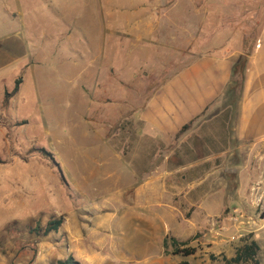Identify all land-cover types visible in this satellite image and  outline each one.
I'll list each match as a JSON object with an SVG mask.
<instances>
[{
  "label": "rangeland",
  "instance_id": "rangeland-1",
  "mask_svg": "<svg viewBox=\"0 0 264 264\" xmlns=\"http://www.w3.org/2000/svg\"><path fill=\"white\" fill-rule=\"evenodd\" d=\"M263 26L264 0H0V264H226L249 235L264 264L258 161L216 157L237 98L170 142L138 119ZM166 238L195 255L165 254Z\"/></svg>",
  "mask_w": 264,
  "mask_h": 264
},
{
  "label": "crops",
  "instance_id": "crops-1",
  "mask_svg": "<svg viewBox=\"0 0 264 264\" xmlns=\"http://www.w3.org/2000/svg\"><path fill=\"white\" fill-rule=\"evenodd\" d=\"M236 59V53L231 51L205 54L168 80L138 115L144 133L170 142L181 134L183 127L191 128L212 108L225 104L233 96ZM231 107L237 114L232 117V128H228L223 154L216 157L230 158L232 149L241 150L244 155L249 151L248 157L258 161V203L264 208V26L246 66L237 105L230 102L228 108Z\"/></svg>",
  "mask_w": 264,
  "mask_h": 264
},
{
  "label": "trees",
  "instance_id": "trees-1",
  "mask_svg": "<svg viewBox=\"0 0 264 264\" xmlns=\"http://www.w3.org/2000/svg\"><path fill=\"white\" fill-rule=\"evenodd\" d=\"M257 42H258V38H256L254 41L245 39L243 42L242 55L234 63L231 94L233 95V97H236L237 99L240 96L241 90L243 88L246 66L255 50ZM21 83L22 80L19 79L15 84L14 90L11 93L8 92L6 93L4 99L5 105L9 104L10 100L16 94H18ZM189 128L190 125L183 127L181 133L185 132ZM63 223H64L63 219L51 221L45 229V234L48 235L52 232H58L62 227ZM34 231L40 232V227H38ZM186 244L187 243L180 242L175 238H166L163 244L165 254L173 255V256L182 255L184 257H190L195 255V251L192 249H185L184 251H181L180 247L185 246ZM259 253H260L259 244L255 240H253L252 235H249L247 238H244L242 240V245L237 249L235 257H233L232 259L225 258L224 261L226 262V264H260ZM59 264H75V263H73V260L70 258L65 263H59ZM181 264H188V263H181Z\"/></svg>",
  "mask_w": 264,
  "mask_h": 264
},
{
  "label": "water",
  "instance_id": "water-1",
  "mask_svg": "<svg viewBox=\"0 0 264 264\" xmlns=\"http://www.w3.org/2000/svg\"><path fill=\"white\" fill-rule=\"evenodd\" d=\"M62 175V174H61Z\"/></svg>",
  "mask_w": 264,
  "mask_h": 264
}]
</instances>
